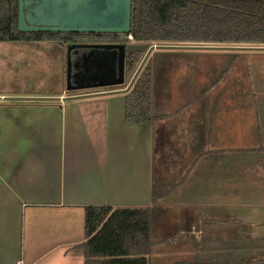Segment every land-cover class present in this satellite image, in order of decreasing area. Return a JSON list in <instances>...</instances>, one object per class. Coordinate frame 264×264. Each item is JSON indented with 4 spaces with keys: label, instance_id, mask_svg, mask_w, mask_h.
Wrapping results in <instances>:
<instances>
[{
    "label": "crops",
    "instance_id": "1",
    "mask_svg": "<svg viewBox=\"0 0 264 264\" xmlns=\"http://www.w3.org/2000/svg\"><path fill=\"white\" fill-rule=\"evenodd\" d=\"M219 46L160 49L223 57L190 96L180 72L171 89L151 67L149 124L125 121L126 93L3 98L16 108L0 111V264H84L85 206L148 207L149 264H264V50L240 49L264 45Z\"/></svg>",
    "mask_w": 264,
    "mask_h": 264
},
{
    "label": "trees",
    "instance_id": "2",
    "mask_svg": "<svg viewBox=\"0 0 264 264\" xmlns=\"http://www.w3.org/2000/svg\"><path fill=\"white\" fill-rule=\"evenodd\" d=\"M17 0H0V42H119L57 32L17 30ZM131 40L140 43L264 45V0H132ZM143 54L125 52L127 83ZM152 68L146 64L125 95V121L149 124L152 115ZM148 207H84V264H149Z\"/></svg>",
    "mask_w": 264,
    "mask_h": 264
},
{
    "label": "rangeland",
    "instance_id": "3",
    "mask_svg": "<svg viewBox=\"0 0 264 264\" xmlns=\"http://www.w3.org/2000/svg\"><path fill=\"white\" fill-rule=\"evenodd\" d=\"M153 44L159 43H152L149 46ZM69 49L64 44L52 42H0V95H4L0 102L5 103L2 104L3 107L6 106L0 108V111L4 116H8L10 109L16 108H12V105L16 104L6 102L3 98H14L12 95H20L21 98H53L62 92H79L76 90L77 87L104 82L101 78L109 69L119 75V62L113 59L109 51L104 49L75 51V56L79 58L77 63L70 58ZM221 57L223 56L219 52L214 51L154 50L146 64L152 68H159V72H163L165 83L171 86V89L174 88L175 79L180 72L179 78L187 81L175 88L183 93L186 91V95L190 96L199 90L194 86L192 90L195 92H188L187 87L192 86L188 83L190 78L206 73L208 65L217 70L218 59ZM198 86L200 87V84ZM87 91L82 89L80 92L84 94ZM74 255L84 258L80 246L72 249V256Z\"/></svg>",
    "mask_w": 264,
    "mask_h": 264
},
{
    "label": "water",
    "instance_id": "4",
    "mask_svg": "<svg viewBox=\"0 0 264 264\" xmlns=\"http://www.w3.org/2000/svg\"><path fill=\"white\" fill-rule=\"evenodd\" d=\"M132 0H17V30L22 32L57 33H120L129 35ZM118 79L100 85L77 87L95 88L123 84L124 53H142L139 65L129 83L123 89L84 93L63 98L64 101L91 96L127 93L145 65L150 53L160 49H220L219 45L190 43L153 44L133 42L119 47ZM240 49L264 50V47H242ZM70 61V60H69ZM11 100H55L57 98H10Z\"/></svg>",
    "mask_w": 264,
    "mask_h": 264
},
{
    "label": "flooded vegetation",
    "instance_id": "5",
    "mask_svg": "<svg viewBox=\"0 0 264 264\" xmlns=\"http://www.w3.org/2000/svg\"><path fill=\"white\" fill-rule=\"evenodd\" d=\"M70 34H76V35H86L88 37H98V38H106V39H116L119 42H111V41H105V42H84V43H71V44H64L66 47H69L70 49V58L72 57L73 61H76L78 63L79 58L75 56V51H82L87 49H104L110 52V55L113 56V59L119 62V46L120 45H126L130 42H124L126 39L128 40V35L120 34V33H70ZM125 54V53H124ZM144 56V54H143ZM142 56V57H143ZM75 57V59H74ZM124 61V60H123ZM118 76V74H117ZM117 76L114 80L117 79ZM131 79V78H130ZM130 81V80H129ZM129 81L126 84L129 83ZM95 85V84H93ZM127 86V85H126ZM82 89H88V88H82ZM82 89H79L81 91Z\"/></svg>",
    "mask_w": 264,
    "mask_h": 264
},
{
    "label": "built area",
    "instance_id": "6",
    "mask_svg": "<svg viewBox=\"0 0 264 264\" xmlns=\"http://www.w3.org/2000/svg\"><path fill=\"white\" fill-rule=\"evenodd\" d=\"M127 37H128V39H129V40H131V39H132V37H131V35H130V34H129Z\"/></svg>",
    "mask_w": 264,
    "mask_h": 264
}]
</instances>
